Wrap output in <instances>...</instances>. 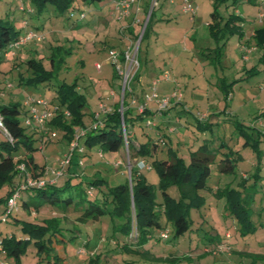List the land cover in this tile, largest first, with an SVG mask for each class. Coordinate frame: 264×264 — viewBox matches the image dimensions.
<instances>
[{
	"label": "trees",
	"instance_id": "trees-1",
	"mask_svg": "<svg viewBox=\"0 0 264 264\" xmlns=\"http://www.w3.org/2000/svg\"><path fill=\"white\" fill-rule=\"evenodd\" d=\"M20 1L19 16H12L7 10L0 13V73L17 70L15 82L18 86L40 84L53 88L54 94L52 99H47L51 117L42 125L33 122L26 124L28 109L21 108L19 102L8 98L9 92H6V88L12 87L13 83H4L0 76V117L10 134L5 135L6 139L0 142V151L4 150V154L0 152V204L3 205L4 215L0 219L5 222L9 219L3 228L0 227V251L16 262H23L24 256H30L36 260V264H62L63 256L55 251L54 242L63 243L66 249L81 237L79 227L63 226V221L72 213L79 225L89 222L97 225L98 240H94L96 248L93 252H87L90 261L92 259L98 262L101 258V251L97 250V246H101L111 256L112 253L117 254L114 256L116 264H179L184 258H189V253H159L155 251L154 244L169 239V235L167 238L162 237L164 231L168 232V225L171 226L172 237L177 238L187 233L196 219V229L206 224V231L210 234L204 237L198 255L213 254L221 249L224 254L234 251L245 257L244 264H264V237L256 238L251 249L241 248L239 245V239L247 240V235L256 237L254 234L257 228L264 225L256 224L252 218L255 212V191L258 181L262 178L260 169L264 163V150L259 147V139L255 138L252 127L239 120L236 122V130L244 138L243 146L249 145L255 153L252 170L237 169V162L242 158L239 148H236L238 144L234 146L221 140L211 146L205 138L197 147H190L185 156L178 147L170 145V139H167L159 123L154 126V133L157 135L141 129L136 133L134 121L143 118L144 114L133 106H128L123 116L121 115V82L115 88L119 91V99L116 98L112 103L111 110H104L98 116L97 109L85 111L86 97L76 80L68 82L62 79L55 85L50 84L53 78H57L58 67L64 59L55 55L56 50L61 52V45L57 43L60 38L48 37L51 34L49 32L53 31L52 26L55 23L64 20L69 22V28H73L82 23L87 9H100L101 13V8L105 5L112 7L114 19H120L114 7L115 0ZM227 1L214 0L210 13L214 23L208 22L210 32L220 31V36L225 33L237 34L240 38L244 34L243 15L234 9L223 16L216 10L217 4ZM229 1L236 4L242 1L254 4L259 1L264 6V0ZM77 11H80L79 15ZM100 13L94 22L100 16H107V13ZM152 13L153 9L150 17ZM129 26L130 24L126 25L127 28ZM27 31H32L41 38L28 39L11 53L9 45ZM92 31L96 34L99 30L96 27ZM57 34H60L59 31ZM40 39L49 42L51 53H38ZM251 41L257 49H262L264 55V25L254 28L252 36L245 44L250 45ZM243 56L244 51L241 52V58ZM16 57L20 62L15 69L12 64ZM8 61L11 66L3 70L1 65ZM113 76H118L116 69ZM125 103L127 104L126 97ZM170 103L167 107L174 105L172 101ZM155 109L146 111L157 114ZM22 111L25 117L20 119L19 113ZM211 124L210 119L197 121L200 130H211ZM35 128L41 130L39 139L34 136ZM51 128L58 129L66 143L63 159L65 153L69 152L71 142L77 141L69 161L63 167L61 164L57 167L63 168L61 174L53 173L55 169L45 168V164L40 163L34 155L35 151L43 146L35 144L34 141L46 143L52 139L54 136L50 135ZM80 129L84 130L83 134L76 138V132ZM54 131L57 134V131ZM237 142L240 143L238 139ZM92 149L100 154L106 151L118 153L122 149L131 150L137 157L136 161L144 160L150 165L148 170L154 169L157 172V184L149 182L143 169L138 168L136 163L130 169L129 176L114 185L97 175L96 171L86 177L83 171L77 172L76 169H82L84 159L81 157L87 155V150ZM26 174L35 182L20 188V185L25 183ZM211 176L212 180L209 182ZM171 187L175 188L174 193L170 190ZM17 189V207L27 211L33 208L38 213L43 210H56L58 214L43 216L39 222L17 216V207L8 210L6 204L7 197ZM208 197H214L216 203H210L212 199L208 202ZM262 200L264 198L260 197V202ZM193 209L197 211L196 214L191 213ZM213 209H216L217 213ZM7 226L13 229H7ZM232 237L236 238L234 243L231 241ZM90 241L92 237H86L81 245L88 246ZM105 252L104 255H107Z\"/></svg>",
	"mask_w": 264,
	"mask_h": 264
},
{
	"label": "rangeland",
	"instance_id": "rangeland-1",
	"mask_svg": "<svg viewBox=\"0 0 264 264\" xmlns=\"http://www.w3.org/2000/svg\"><path fill=\"white\" fill-rule=\"evenodd\" d=\"M191 1L196 5L193 20H190L189 14L183 11L182 0L173 2L157 0L156 5L152 8L151 17L150 13L146 14L150 8V0H142L141 10L128 19H124V17L114 19L111 13L112 7L105 5L101 8V13L100 9L93 11L87 9L86 17L82 23L73 28L68 27L67 20L55 23L52 26L53 31L49 32L51 34L48 37L60 38L57 43L61 45V52L56 50L55 55L57 58L62 56L64 62L58 67L57 78H53L50 84L55 85L62 79L68 82L76 80L86 97L85 111L91 112L93 109L100 111L101 108L98 105L100 102H111L108 95L111 88H114L115 96L119 99V91L115 88L121 80L120 72L115 66H121L122 61L118 59L116 63L112 62L109 49L125 52L127 48H131L135 51L138 65L129 81L131 92L125 96L127 104L131 102L132 96L136 98L135 103L138 105L146 99L147 95H152V100L148 101L147 109H153L157 108L159 101L163 100L165 96L171 95L170 93L173 91L180 96L179 99L172 98L171 101L174 105L169 107L171 104L169 103L166 110L160 111L161 113H149L148 110V112L145 110L144 117L134 121L136 133L141 129L157 135L154 133V126L159 123L166 133L167 139H170V145L174 148L178 147L181 154L185 156L190 147H197L205 138L211 146L218 144L221 140L234 146L238 144L236 148H239L242 158L237 162L236 168L252 170L255 153L249 145L243 146L244 138L238 134L236 122L239 120L248 127H252L255 138L259 139V147L264 150V55H262V49H257L252 41L250 45L245 44L246 40L252 36L253 29L264 25V19H259V14H262L261 18H264V6L259 1L254 4L243 1L236 4L228 0L225 3L217 4L216 10L223 16L234 9L243 15L244 34L239 38L237 34L225 33L220 36V31L210 32L208 22L214 23V19L210 16L214 0ZM20 3V0H0V13L7 10L12 16L17 17L21 14L18 9ZM132 7L135 9V5ZM79 13L80 11H77V15ZM99 13H107V16H100L94 22ZM32 20L31 22H33ZM145 21L149 23L144 34L145 28L143 29L142 26ZM126 24H130L129 28L125 26ZM96 27L99 31L94 34L92 30ZM40 40L37 46L38 53L41 55L43 51L51 53L52 48H50L49 42ZM243 51L244 56L241 58ZM13 61L12 65L16 69L20 60L16 57ZM1 66L3 70H7L11 65L8 61ZM115 69L117 77L113 76ZM0 76L4 83L5 81L13 83L12 87L6 88V92H9L8 98L20 103L21 108L28 109L29 105L26 102L30 99L33 104H36L37 98H53V88H47L40 84L18 86L15 82L17 70L7 71L6 74L0 73ZM154 81L156 88L153 91ZM127 104L125 103L124 108L120 110L122 116L124 110L128 108ZM132 106L135 108V105ZM24 117L23 111L19 113L20 119ZM87 117L86 114L85 119ZM147 119L155 123L147 124L145 123ZM206 119H210L212 122V129L200 130L197 121ZM127 123L130 125L129 120ZM51 129V131L58 130ZM33 130L35 131L34 136L39 139L41 130L36 128ZM5 139V134L0 130V142ZM237 139L240 143L237 142ZM63 142L64 139L58 131L46 143L35 140V144L39 143L43 146L36 150L34 155L40 163L45 164V168L56 169L63 160V153L66 151V143L63 144ZM0 152L4 154L3 149ZM81 159H84L81 165L83 167L82 169L77 168V172L83 171L88 177L87 175L91 176L96 171L97 175L106 179L110 185H114L129 176L130 169L134 167L137 157L131 150L122 149L118 153L106 151L100 154L92 149L87 150V155L82 156ZM143 172L147 175L149 182L157 184L158 175L154 169L143 168ZM260 173L262 178L260 182L258 181L253 201L255 212L252 218L256 224H264V200L260 202V197L264 198V163L261 165ZM211 180L212 176L209 182ZM170 190L175 192L174 187H171ZM207 199L208 202L212 199L210 203H216L214 197ZM2 209L3 205L0 204V218L3 216ZM213 210L217 213L216 209ZM196 212L194 209L191 211L192 214H196ZM50 214L57 215L58 213L56 210H48V212L43 210L38 213L33 208L27 211L20 206L16 211L17 216L34 222H39L43 216ZM6 222L8 223L9 219ZM6 222L0 219V227L3 228L7 224ZM197 224L195 219L188 232L177 238L172 237V229L168 225L169 239L155 242V251L179 255L189 253V258H184L179 264L245 263L246 258L234 251L224 254L219 249L213 254L198 255L201 252L199 249L202 247V241L205 240L204 237L210 236V234L206 231L208 229L206 224L202 228L196 229ZM63 226L79 227L81 237L66 249L63 243L54 242L55 251L63 256L62 264H116L114 256L117 254L112 253V257L101 246H97V250L101 251V258L98 262L92 261V259L91 262L87 257V252L91 250L93 252L96 248L94 243V240H98L96 224L89 222L79 225L76 223L74 215L70 213L67 220L63 221ZM7 229H13V227L7 226ZM254 235L256 237L247 235V240L239 239L241 248L251 249L254 244L252 242L256 238L264 237V225L259 226ZM90 236L92 241L88 246L84 245L83 247L81 244L86 237ZM235 239L232 237L231 241L234 243ZM259 244L262 243L259 242ZM233 246L235 247V245ZM79 248H84L85 252L77 251ZM104 252L107 255H104ZM22 260L24 264H36V260L30 256H24ZM0 261L13 262L14 260L0 253Z\"/></svg>",
	"mask_w": 264,
	"mask_h": 264
},
{
	"label": "built area",
	"instance_id": "built-area-1",
	"mask_svg": "<svg viewBox=\"0 0 264 264\" xmlns=\"http://www.w3.org/2000/svg\"><path fill=\"white\" fill-rule=\"evenodd\" d=\"M172 2L175 0H171ZM140 2L141 0H115L114 1V7L117 11V14L119 16V18H122L123 16H128L131 12L132 6L135 5V11L134 14L136 15V12L140 10L141 6H140ZM183 2V6L182 9L184 12L189 14V19L193 20V16L195 14L196 11V5L191 1V0H182ZM157 0H150V8L148 10V13L151 12V9L154 5H156ZM262 14H259V19H261ZM146 21L143 23V29L146 26ZM33 37L36 38H40V36H36L32 31H27L23 36H20L19 38L15 39L12 41V43L9 45V49L11 53H14V50L16 48H18L20 45H22L23 43H25L28 39H31ZM248 52L250 50H247ZM109 53L110 55H112V62L116 63L118 59H121L122 61V65H116L115 68L117 69V71L120 72V80H121V88H120V110H122L124 108V97L127 96V94H129L131 92V88H130V80L132 77V74L135 70V68H137L138 65V61L135 55V51H133L131 48H127L125 50V52L123 51L122 53L118 52L115 49H109ZM99 67V64L97 65V68ZM10 85V84H8ZM155 85L156 82H153V87L152 90H155ZM112 93V92H111ZM113 94V93H112ZM171 95L165 96L163 98V100L159 101V105L158 107L155 109L157 113H159L162 109L166 108L167 105H169V103L171 102L172 98L175 99H179L180 96H178L176 94L175 91H173L172 93H170ZM152 100V95H147L145 100H142L138 105H136V98L134 96L131 97V102L128 103V106H132L135 105V108L138 112L144 114L145 110L147 109V105H148V101ZM36 104H33V102H26L28 106V113L27 116L25 117V123L26 124H30V123H36L39 125H42L48 118L51 117L52 113L49 109V104L47 99L44 98H37L36 99ZM32 103V104H31ZM99 107L101 108V110L96 113V116H98V114H100V112L104 111V110H108L106 103L104 102H100ZM122 114V113H121ZM155 115V114H154ZM147 124H154L155 122H153L150 119H147V121L145 122ZM122 127L124 130V134H125V125H124V121L122 119ZM0 130L6 135V136H10L8 130L6 129L4 123H3V119H1L0 117ZM83 129H80L78 132H76V138H78L79 135L83 134ZM56 132L52 131L50 132L51 136H55ZM77 146V141L73 140L70 144L69 147V152L65 153V158L60 162L61 167L64 166V164H66L69 161V157L70 154H72V151L74 150V148ZM81 150V148H80ZM136 166L140 169H149L150 165H148L144 160H138L135 162ZM57 168L55 170H53V173L55 174H61L63 168ZM20 169L23 170V167L20 166ZM34 180L32 181V178H30V176L28 174H26V179H25V183L20 185V188H23L27 185H32L34 184ZM19 196V190H15L14 192H12L8 197H7V207L8 210H10L11 208H16L17 207V198ZM4 216V215H3ZM2 216V217H3ZM168 236V232L164 231L162 233V237L163 238H167ZM80 252H85L84 248H79ZM4 264V263H2ZM5 264H24V262H7Z\"/></svg>",
	"mask_w": 264,
	"mask_h": 264
},
{
	"label": "crops",
	"instance_id": "crops-1",
	"mask_svg": "<svg viewBox=\"0 0 264 264\" xmlns=\"http://www.w3.org/2000/svg\"><path fill=\"white\" fill-rule=\"evenodd\" d=\"M133 15H135V14H134V8L132 7V11L130 12L129 16H127V19H128L129 17H130V18L133 17ZM126 25H127V24H126ZM126 25H125V26H126ZM111 92H112L113 94H112ZM115 92H116V91L114 90V88H111V89L109 90V92H108L109 99H111V100H110L111 102H107L108 104L105 102L108 110H111V109H112V108H111L112 103L116 100ZM153 109H155V108H153ZM0 253L3 254V252H1V251H0ZM2 263L5 264V263H7V262L0 261V264H2Z\"/></svg>",
	"mask_w": 264,
	"mask_h": 264
}]
</instances>
